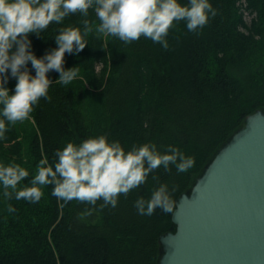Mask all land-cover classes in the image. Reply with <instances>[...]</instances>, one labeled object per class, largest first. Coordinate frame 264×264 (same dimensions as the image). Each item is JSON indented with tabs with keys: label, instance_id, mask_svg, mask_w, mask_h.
<instances>
[{
	"label": "trees",
	"instance_id": "trees-1",
	"mask_svg": "<svg viewBox=\"0 0 264 264\" xmlns=\"http://www.w3.org/2000/svg\"><path fill=\"white\" fill-rule=\"evenodd\" d=\"M211 2L217 15L198 33L176 22L168 49L146 37L125 44L89 31L78 55L65 53V67L75 65L77 78L68 85L54 81L50 99L41 97L31 118L0 141V161L29 169L22 184L30 182L40 159L53 161L58 147L100 134L126 149L144 142L161 151L177 146L195 157L193 167L183 173L171 165L170 171L155 169L139 188L120 194L116 207L65 203L51 194L52 185L43 186L36 203L0 195V264H159L161 235L176 231L173 212L157 208L140 215L134 201L167 183L176 202L246 116L264 109V0ZM83 19L73 13L50 23L42 37L30 33L33 50L39 56L55 47L63 26L83 31ZM87 19L90 27L99 23L92 9ZM29 68L34 73L31 62ZM48 75L55 80L59 73ZM15 83L9 79L10 91ZM8 203L15 212L7 211ZM87 208L93 211L82 216Z\"/></svg>",
	"mask_w": 264,
	"mask_h": 264
},
{
	"label": "clouds",
	"instance_id": "clouds-1",
	"mask_svg": "<svg viewBox=\"0 0 264 264\" xmlns=\"http://www.w3.org/2000/svg\"><path fill=\"white\" fill-rule=\"evenodd\" d=\"M89 9L99 20L94 27L87 19ZM217 11L211 0H0V141H6V133L17 122L31 118L41 97L50 99L48 91L54 81L68 85L77 78L75 65L65 67V53L78 55L88 44L84 37L89 31L98 37H118L125 44L146 37L168 49L167 36L176 22L185 21L189 32L198 33ZM77 12L85 17L83 31L73 25L59 28L55 47L38 56L29 34L41 36L50 23L60 24ZM53 70L59 73L55 80L48 75ZM10 78H16L11 91ZM194 163L193 155L171 144L164 151L155 142L126 149L107 134L92 135L58 147L51 163L40 159L28 184L21 183L30 175L27 167L0 161V195L36 203L44 195L43 186L52 185L51 194L65 203L77 200L94 206L102 201L101 208L116 207L120 194L127 196L139 188L155 169L162 166L170 171L171 165L183 173ZM172 191L167 183H159L148 199L134 201L137 212L151 216L159 208L172 213L176 203ZM6 208L16 211L11 203ZM92 211L87 208L81 215Z\"/></svg>",
	"mask_w": 264,
	"mask_h": 264
},
{
	"label": "water",
	"instance_id": "water-1",
	"mask_svg": "<svg viewBox=\"0 0 264 264\" xmlns=\"http://www.w3.org/2000/svg\"><path fill=\"white\" fill-rule=\"evenodd\" d=\"M172 220L159 264H264V109L206 164Z\"/></svg>",
	"mask_w": 264,
	"mask_h": 264
},
{
	"label": "rangeland",
	"instance_id": "rangeland-1",
	"mask_svg": "<svg viewBox=\"0 0 264 264\" xmlns=\"http://www.w3.org/2000/svg\"><path fill=\"white\" fill-rule=\"evenodd\" d=\"M249 16V15H248Z\"/></svg>",
	"mask_w": 264,
	"mask_h": 264
}]
</instances>
